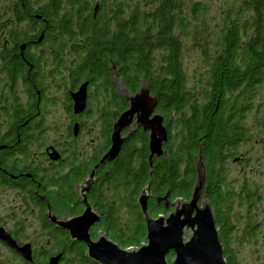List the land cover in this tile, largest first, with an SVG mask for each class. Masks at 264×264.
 Returning a JSON list of instances; mask_svg holds the SVG:
<instances>
[{"label":"trees","instance_id":"trees-1","mask_svg":"<svg viewBox=\"0 0 264 264\" xmlns=\"http://www.w3.org/2000/svg\"><path fill=\"white\" fill-rule=\"evenodd\" d=\"M33 8L49 19V39L75 52L79 77L93 84L98 99L107 105L103 124H98L102 142L82 162L76 158L70 171L51 178L46 193L53 211L62 215L73 207L75 215L83 212L73 190L109 151L113 125L129 107L112 75L122 78L133 94L145 83L158 98L157 113L168 130L165 154L150 167V134L136 128L119 158L98 169V181L88 196L101 215L92 238L103 232L124 249L144 245L147 228L138 204L142 191L151 183L149 212L154 218L167 216L170 210L157 198L189 201L196 160L202 154L208 170L207 198L225 259L227 264H242L231 249L235 225L230 214L235 201L241 199L240 204L251 208L254 197L247 185L246 194L228 189L224 164L249 140L245 111L253 109L251 100L264 88V0H232L217 25L203 0H49L45 7ZM189 50L199 54L204 70L202 74L195 69L200 82L195 87L187 71ZM246 222L240 241L255 234L252 216ZM56 238L61 243L46 245L35 264H46L53 256L50 250L68 256L66 264H94L86 246L72 244L68 233ZM174 258L173 252L167 256L170 264Z\"/></svg>","mask_w":264,"mask_h":264},{"label":"flooded vegetation","instance_id":"flooded-vegetation-1","mask_svg":"<svg viewBox=\"0 0 264 264\" xmlns=\"http://www.w3.org/2000/svg\"><path fill=\"white\" fill-rule=\"evenodd\" d=\"M0 1V193L26 194L25 208L30 209L31 215L36 213L31 225L36 222L44 229L42 237L35 240L39 243H24L17 229L9 228L8 223L0 224V229H5L19 246H32V261H26L1 241L0 245L23 264H35L39 255L45 253L46 245L58 246L61 241L56 237L62 232L68 233L46 218L48 209L58 220L78 217L86 209L81 190H77L82 182L73 190L75 204L83 208L78 215L73 213V207L62 215L54 212L46 190L52 177L72 169L76 158L82 162L84 152L82 148L77 151L76 146L84 126L103 124L101 114L107 105L98 99L94 85L79 77L75 52L49 39V19L35 14L34 5L45 7L49 0H5V4ZM58 45L63 46L58 49ZM112 79L118 92L128 90L122 78L112 75ZM86 83L87 107L84 112L77 113L73 95ZM254 127L263 129L264 124H254ZM51 131L56 135L53 138ZM35 199L42 202L44 208ZM88 202L96 210L89 199ZM11 220L16 221L15 214ZM49 252L53 255L49 260L62 255L60 264L66 263L68 256L60 250ZM3 264L12 263L3 261Z\"/></svg>","mask_w":264,"mask_h":264},{"label":"water","instance_id":"water-1","mask_svg":"<svg viewBox=\"0 0 264 264\" xmlns=\"http://www.w3.org/2000/svg\"><path fill=\"white\" fill-rule=\"evenodd\" d=\"M87 87L88 83L73 95L77 113L84 112L87 107ZM120 92L129 107L113 125L111 147L88 178L77 187L78 191L81 190L85 211L78 217L58 220L49 208L46 218L59 229L67 231L73 243L84 244L87 258L94 264H170L167 256L171 252L175 254L171 264H227L219 228L207 198L208 170L202 154L196 160V180L189 201L171 203L169 195L157 198L158 203L164 202L166 208L171 210L167 216L154 218L149 212L151 183L142 191L138 204L147 228L144 245L124 249L103 232L99 233L97 239L92 238L91 229L100 223L101 215L90 205L87 195L98 181V169L119 158L124 144L136 128L150 134V167L155 158L165 154L164 145L169 138L164 117L157 113L158 98L150 93L145 83L136 94L128 90ZM75 135H78V125L75 126ZM0 241L26 261H32L30 244L19 246L5 229H0ZM62 257H52L48 264H60Z\"/></svg>","mask_w":264,"mask_h":264},{"label":"rangeland","instance_id":"rangeland-1","mask_svg":"<svg viewBox=\"0 0 264 264\" xmlns=\"http://www.w3.org/2000/svg\"><path fill=\"white\" fill-rule=\"evenodd\" d=\"M4 1L3 4H5ZM203 1L209 3L210 20L216 22V25L223 19L232 4V0ZM199 58V54L194 50H189L187 53L186 64L189 82L190 86L194 87L200 84L195 69L204 73ZM251 102L253 109L246 108V119L243 121L248 128L250 138L232 151V157L227 159L224 168L229 190L236 191V193L243 191L246 194L244 186L247 185L248 192L254 197V205L251 208L240 204L241 199L232 204L230 219L235 225V229L233 230L234 243L231 244V249L236 252L237 260L242 264H264V128L260 130V128L254 127V124H264V88L254 96ZM84 127L83 135L76 147H78L77 151L82 148L84 156H90L96 144L102 142V134L98 124H87ZM50 136L53 138L56 135L51 131ZM243 193L240 194L244 195ZM27 200L26 194L21 192L2 191L0 193V224L8 223L9 228L17 229L18 234H22L20 237L24 243H36L38 241L35 240H38L37 237H42L40 234L44 229L41 224L36 222L31 225L33 220L35 221L36 213L31 215L30 209L25 208ZM13 214H15V222L11 220ZM248 216H252L254 225H256L255 234L253 238L245 237V240L240 241L246 224H248L246 222ZM235 242H239V244L237 245ZM3 261L23 264L20 260H16L6 247L0 245V264H3Z\"/></svg>","mask_w":264,"mask_h":264}]
</instances>
